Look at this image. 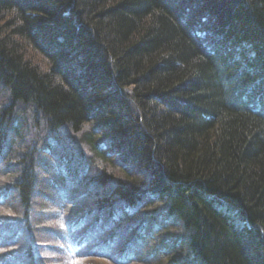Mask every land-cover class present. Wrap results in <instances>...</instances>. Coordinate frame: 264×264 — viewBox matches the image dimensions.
Listing matches in <instances>:
<instances>
[{
	"label": "trees",
	"instance_id": "trees-1",
	"mask_svg": "<svg viewBox=\"0 0 264 264\" xmlns=\"http://www.w3.org/2000/svg\"><path fill=\"white\" fill-rule=\"evenodd\" d=\"M1 165L0 264L47 195L96 256L264 264V0H0Z\"/></svg>",
	"mask_w": 264,
	"mask_h": 264
},
{
	"label": "rangeland",
	"instance_id": "rangeland-1",
	"mask_svg": "<svg viewBox=\"0 0 264 264\" xmlns=\"http://www.w3.org/2000/svg\"><path fill=\"white\" fill-rule=\"evenodd\" d=\"M32 60L38 61L40 63L42 62L41 58L38 56L32 57ZM0 170L2 172H5V169H3L2 165L0 167ZM52 173H54L53 170L51 174ZM7 196L9 195L7 194ZM7 196H6V199L3 200V203L1 204L2 206H4L5 204H10L9 201L7 200ZM47 197H49V199ZM47 197H46L48 200L47 202L49 203L50 199H53L52 201L53 204L49 203L47 205H43L45 209L42 211V215H38V212H36L35 213L36 216L34 217L33 215H31V218L29 220L31 222L33 221L41 222L42 224L40 226L41 231L39 234V238H41L42 241L40 242V245L38 246H40L39 250L42 251L43 264H155L157 260L155 261V259H153L152 257L159 258V256L148 255L147 254L148 252H145V250L142 252H138V254L135 255L134 259L127 260V261L125 259H119L117 256H114L111 259L110 257L103 258L99 255L96 256L95 252L90 251V249L94 247L93 241L91 242V245L87 244L84 247H78V248L74 247L73 248L72 246H74V243L70 240L67 229L63 228V225L65 224L67 219L65 218L66 212L62 209L61 204L66 206V203L60 202L58 199L59 196H56V195L52 197L50 195H47ZM1 208L2 207H0V219H3L5 221V225L2 227L6 228L7 230V233H5V235H8V236L10 235L11 236L10 238L16 241V237L17 236L20 237V235L16 231L19 223H15V222H19L21 216H19L18 213H21V211H19V209L17 208V212L15 215L16 218H15L11 216L7 211H1ZM95 222H98V221H95ZM100 222H103V221H100ZM59 227L61 228L60 237L56 239L57 241H54V238L56 237L54 236V233L58 232ZM12 232H13V235H11ZM139 232H141V230ZM1 234L2 233H0V235ZM123 234H125V232L121 233V235ZM57 236H59V233ZM124 237L125 236H123V238ZM131 238H134V237L130 236L128 238L129 241L126 244V247H128V245L131 243L130 242ZM43 239L47 241L45 242ZM17 240L21 241L20 239H17ZM3 244H5V242ZM8 244H11V243L8 242ZM13 245H14L13 247H6L5 245L1 246L2 248L0 249V258L7 257L10 254L23 249L25 247V240H23L22 242L14 243ZM151 247H152V243L148 244V248L151 249L154 253V247H156V245H154L153 248ZM96 250L100 251L98 250V248ZM107 252L109 253L110 249ZM43 257H46L47 261H45ZM160 258L162 257L160 256ZM7 264H11V263L9 262Z\"/></svg>",
	"mask_w": 264,
	"mask_h": 264
},
{
	"label": "bare ground",
	"instance_id": "bare-ground-1",
	"mask_svg": "<svg viewBox=\"0 0 264 264\" xmlns=\"http://www.w3.org/2000/svg\"><path fill=\"white\" fill-rule=\"evenodd\" d=\"M89 245V244H88ZM90 245H91V243H90ZM93 248H95V244H94V247H92L91 249H90V251H92L93 250Z\"/></svg>",
	"mask_w": 264,
	"mask_h": 264
}]
</instances>
